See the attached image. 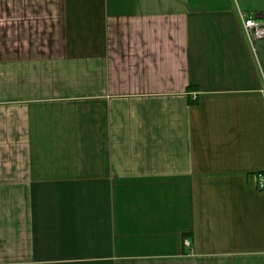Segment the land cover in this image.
Returning a JSON list of instances; mask_svg holds the SVG:
<instances>
[{
	"label": "crops",
	"instance_id": "0c3cea01",
	"mask_svg": "<svg viewBox=\"0 0 264 264\" xmlns=\"http://www.w3.org/2000/svg\"><path fill=\"white\" fill-rule=\"evenodd\" d=\"M247 17L264 0H0V264H264Z\"/></svg>",
	"mask_w": 264,
	"mask_h": 264
},
{
	"label": "built area",
	"instance_id": "2783aa9c",
	"mask_svg": "<svg viewBox=\"0 0 264 264\" xmlns=\"http://www.w3.org/2000/svg\"><path fill=\"white\" fill-rule=\"evenodd\" d=\"M244 28L251 40L264 39V22L257 21L252 17L244 18ZM258 188L264 189V182L260 179Z\"/></svg>",
	"mask_w": 264,
	"mask_h": 264
},
{
	"label": "trees",
	"instance_id": "16d2710c",
	"mask_svg": "<svg viewBox=\"0 0 264 264\" xmlns=\"http://www.w3.org/2000/svg\"><path fill=\"white\" fill-rule=\"evenodd\" d=\"M189 103H190V104H194V103H196V100H191V99H190V100H189Z\"/></svg>",
	"mask_w": 264,
	"mask_h": 264
}]
</instances>
